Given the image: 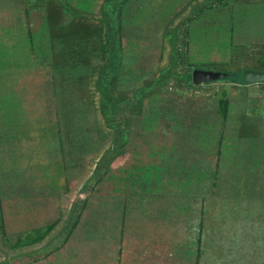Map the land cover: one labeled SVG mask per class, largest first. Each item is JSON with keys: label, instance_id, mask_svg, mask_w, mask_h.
I'll return each mask as SVG.
<instances>
[{"label": "crops", "instance_id": "crops-1", "mask_svg": "<svg viewBox=\"0 0 264 264\" xmlns=\"http://www.w3.org/2000/svg\"><path fill=\"white\" fill-rule=\"evenodd\" d=\"M69 11L76 12L73 22H85L86 11H113L109 19L112 27L115 22L114 30L117 22H125L126 35L109 38L116 49L108 46L110 52L107 47L100 52L110 59H148L164 53L165 22L180 18L177 22H194L188 28L186 58L196 66L240 57L264 60V0H0V76H4L0 90L5 123L20 114V93L34 90L35 83L24 84L22 77L49 75L51 89V76L57 75L53 65L60 67V75L66 74L70 34L65 12ZM144 22H155L162 36H152ZM34 33L46 42L43 52L33 46ZM54 59H60V64ZM259 66L253 63L246 68L262 69ZM222 85L220 94L161 91L156 100L159 111L145 115L141 110L136 116L140 128L131 132L125 163H109L108 178H122H114L109 194L116 196L118 187L130 188L123 193L127 196L125 210L114 217L108 211L105 219L102 205L100 214L88 216L99 218L103 223L99 227L94 223L84 226L82 216L58 249L28 264H264V86L242 81ZM6 134L12 140L9 146L15 147L14 139L20 136ZM44 163L37 162L47 170ZM46 178L44 187L52 189L54 185ZM33 179L29 192L36 194L30 202L36 206L30 214L43 218L48 207L41 203L47 201ZM180 187L194 188L192 192L205 188L204 204L216 194L221 202H241L244 209L181 210L179 193L169 190L166 195L156 189ZM134 199L148 205L129 210Z\"/></svg>", "mask_w": 264, "mask_h": 264}, {"label": "rangeland", "instance_id": "rangeland-1", "mask_svg": "<svg viewBox=\"0 0 264 264\" xmlns=\"http://www.w3.org/2000/svg\"><path fill=\"white\" fill-rule=\"evenodd\" d=\"M112 12L86 11L85 22H73L76 12H65L69 17L70 34L67 72L60 75V67L53 65L57 75L51 76V89L49 75L22 77L24 84L35 83V87L20 93L23 107L11 123H5L6 111L1 104L4 102L3 91L0 90V144L3 142L0 145V264H28L58 249L82 216L84 226L86 223H94L97 227L103 225L99 218L88 217L93 216V212L100 214L102 205L105 219H108V211H112L114 217L125 210L127 196L123 193L130 188L118 187L116 196L109 194L114 178L122 179L114 175L112 181L108 178L109 163L118 162L121 166L125 163L132 141L131 132L140 128L136 116L141 110L145 115L159 111L156 100L161 91L220 94L223 83L241 81L239 73L243 68L259 63L264 69V60L254 62L247 57L204 67L189 62L186 58L188 28L194 22H177L180 18L165 22L162 32L164 53L157 52L148 59L104 57L100 54L102 49H108V46L116 49L113 42V45L108 43L109 38L124 36L126 32L125 22H117V31L113 29L115 22L112 27L109 19ZM56 20L60 22L59 17ZM144 27L152 32V36H162L160 28L158 32L157 28L155 30V22H144ZM32 36L37 52H43L46 47L43 37L38 33ZM21 45L25 46V43ZM57 47H60L59 42ZM77 51L81 52L79 56ZM51 61L47 59V62ZM54 61L60 64V59ZM196 67L220 69L230 76L197 87L191 80L192 70ZM3 78L0 76V80ZM254 86H264V83ZM152 102L155 103L153 107L149 105ZM7 132L20 136V139H14L15 147L9 146L12 140L6 139ZM38 161L45 162L47 170L44 165L37 164ZM46 176L54 185L52 189L44 187ZM31 179L40 186L38 191L47 201L41 203L42 206L47 204L46 217L34 218V214H30L36 206L30 202L36 194L33 190L29 192ZM156 189L166 195L169 190L179 193L181 210L244 209L241 202H221L216 194L207 205L204 204L205 188L197 187L194 192V188L189 190L187 187ZM189 196L195 203H189ZM142 202L134 199L129 203V210L138 211L148 205ZM166 204L171 209L176 208V205ZM109 222L115 226L111 220Z\"/></svg>", "mask_w": 264, "mask_h": 264}, {"label": "water", "instance_id": "water-1", "mask_svg": "<svg viewBox=\"0 0 264 264\" xmlns=\"http://www.w3.org/2000/svg\"><path fill=\"white\" fill-rule=\"evenodd\" d=\"M241 81L248 84L264 82V70L244 68L240 72ZM230 76V73L222 71L220 69H205V68H193L191 73L192 83L195 85L203 83H211L219 80L226 79Z\"/></svg>", "mask_w": 264, "mask_h": 264}, {"label": "trees", "instance_id": "trees-1", "mask_svg": "<svg viewBox=\"0 0 264 264\" xmlns=\"http://www.w3.org/2000/svg\"><path fill=\"white\" fill-rule=\"evenodd\" d=\"M240 77H241V74L239 73V78H240ZM240 80H241V78H240ZM225 106H226V104H224V103L222 102V105H221V107H220L222 113H224Z\"/></svg>", "mask_w": 264, "mask_h": 264}, {"label": "built area", "instance_id": "built-area-1", "mask_svg": "<svg viewBox=\"0 0 264 264\" xmlns=\"http://www.w3.org/2000/svg\"><path fill=\"white\" fill-rule=\"evenodd\" d=\"M261 83H264V82H261Z\"/></svg>", "mask_w": 264, "mask_h": 264}]
</instances>
